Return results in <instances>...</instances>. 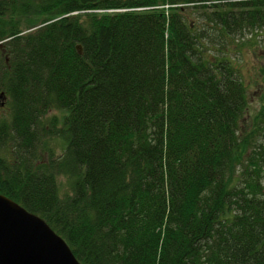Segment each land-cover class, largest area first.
Segmentation results:
<instances>
[{
    "label": "trees",
    "instance_id": "1",
    "mask_svg": "<svg viewBox=\"0 0 264 264\" xmlns=\"http://www.w3.org/2000/svg\"><path fill=\"white\" fill-rule=\"evenodd\" d=\"M194 12L264 45V0H0V193L82 264H264V146Z\"/></svg>",
    "mask_w": 264,
    "mask_h": 264
},
{
    "label": "rangeland",
    "instance_id": "2",
    "mask_svg": "<svg viewBox=\"0 0 264 264\" xmlns=\"http://www.w3.org/2000/svg\"><path fill=\"white\" fill-rule=\"evenodd\" d=\"M196 15L198 14L195 12L189 14L186 20L190 23L193 21L198 23L196 25L199 27V34L203 37L201 42L204 44L201 50H205L204 54L207 56L210 55L211 61L216 60L214 56L232 58L231 63L246 87L247 106L240 124L242 131L248 133L249 130L252 133L253 146H264V45L261 39L249 34L240 35V37L220 34L214 30L213 24H205ZM254 78L259 82L256 83ZM3 101L4 103L1 104ZM9 113L10 109L6 99L0 98V118L7 117ZM62 114L60 110H53L45 115V119L52 118L60 126ZM48 141L53 151L58 153L62 146L61 140L53 137ZM57 180L61 193L69 189L66 177L59 176Z\"/></svg>",
    "mask_w": 264,
    "mask_h": 264
},
{
    "label": "water",
    "instance_id": "3",
    "mask_svg": "<svg viewBox=\"0 0 264 264\" xmlns=\"http://www.w3.org/2000/svg\"><path fill=\"white\" fill-rule=\"evenodd\" d=\"M0 264H82L39 215L0 193Z\"/></svg>",
    "mask_w": 264,
    "mask_h": 264
},
{
    "label": "bare ground",
    "instance_id": "4",
    "mask_svg": "<svg viewBox=\"0 0 264 264\" xmlns=\"http://www.w3.org/2000/svg\"><path fill=\"white\" fill-rule=\"evenodd\" d=\"M136 8V7H135ZM137 9V8H136ZM138 9H139V7H138Z\"/></svg>",
    "mask_w": 264,
    "mask_h": 264
}]
</instances>
